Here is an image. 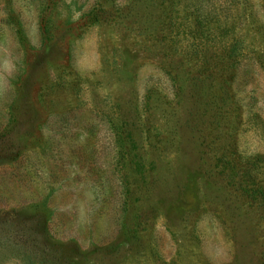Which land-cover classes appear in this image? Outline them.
Masks as SVG:
<instances>
[{
  "label": "rangeland",
  "instance_id": "374dc122",
  "mask_svg": "<svg viewBox=\"0 0 264 264\" xmlns=\"http://www.w3.org/2000/svg\"><path fill=\"white\" fill-rule=\"evenodd\" d=\"M0 264H264V0H0Z\"/></svg>",
  "mask_w": 264,
  "mask_h": 264
}]
</instances>
